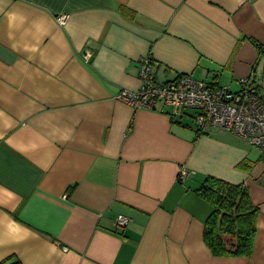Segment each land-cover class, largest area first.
Instances as JSON below:
<instances>
[{
    "label": "crops",
    "instance_id": "crops-1",
    "mask_svg": "<svg viewBox=\"0 0 264 264\" xmlns=\"http://www.w3.org/2000/svg\"><path fill=\"white\" fill-rule=\"evenodd\" d=\"M259 45L264 0H0V264H264V153L117 99L150 56L159 83L253 75L264 100ZM209 177L258 208L248 258L205 243Z\"/></svg>",
    "mask_w": 264,
    "mask_h": 264
},
{
    "label": "built area",
    "instance_id": "built-area-1",
    "mask_svg": "<svg viewBox=\"0 0 264 264\" xmlns=\"http://www.w3.org/2000/svg\"><path fill=\"white\" fill-rule=\"evenodd\" d=\"M67 18L58 16V24L64 25ZM261 47L264 50V45ZM90 56L87 54L86 59ZM253 77L244 79L238 91L209 86L192 74L159 83L154 77L153 59L148 56L138 62L139 90L121 91L117 99L134 110L153 111L158 104H163L176 116L192 112L198 135L230 133L264 153V100ZM192 176L193 173L182 169L179 180L183 182ZM129 222L128 217L118 216L119 227L124 228Z\"/></svg>",
    "mask_w": 264,
    "mask_h": 264
},
{
    "label": "trees",
    "instance_id": "trees-1",
    "mask_svg": "<svg viewBox=\"0 0 264 264\" xmlns=\"http://www.w3.org/2000/svg\"><path fill=\"white\" fill-rule=\"evenodd\" d=\"M258 50L264 53L261 45ZM196 192L213 209L204 230V240L212 254L250 257L256 236L258 208L253 205L246 186L209 177Z\"/></svg>",
    "mask_w": 264,
    "mask_h": 264
},
{
    "label": "rangeland",
    "instance_id": "rangeland-1",
    "mask_svg": "<svg viewBox=\"0 0 264 264\" xmlns=\"http://www.w3.org/2000/svg\"><path fill=\"white\" fill-rule=\"evenodd\" d=\"M192 113V112H191ZM193 114V113H192Z\"/></svg>",
    "mask_w": 264,
    "mask_h": 264
}]
</instances>
